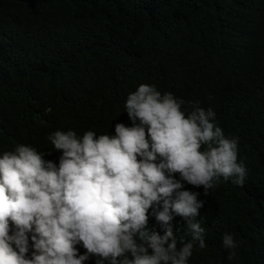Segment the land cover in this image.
<instances>
[{"label": "trees", "instance_id": "16d2710c", "mask_svg": "<svg viewBox=\"0 0 264 264\" xmlns=\"http://www.w3.org/2000/svg\"><path fill=\"white\" fill-rule=\"evenodd\" d=\"M141 84L211 108L247 168L243 186L221 178L208 196L185 184L206 229L187 264H264V0H0V155L24 144L58 163L50 133L130 127ZM172 223L178 246L191 239ZM147 226L163 235L151 215Z\"/></svg>", "mask_w": 264, "mask_h": 264}, {"label": "clouds", "instance_id": "9594fccd", "mask_svg": "<svg viewBox=\"0 0 264 264\" xmlns=\"http://www.w3.org/2000/svg\"><path fill=\"white\" fill-rule=\"evenodd\" d=\"M124 109L131 126L116 123L114 135L50 133L58 163L24 144L0 155V264H187L206 247L204 201L185 184L205 196L221 178L243 186L238 137L224 135L211 108L155 85H139ZM177 216L191 237L179 246ZM222 247L236 258L231 234Z\"/></svg>", "mask_w": 264, "mask_h": 264}]
</instances>
